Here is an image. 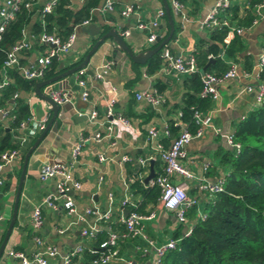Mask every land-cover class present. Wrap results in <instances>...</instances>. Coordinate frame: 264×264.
<instances>
[{
	"label": "crops",
	"instance_id": "obj_1",
	"mask_svg": "<svg viewBox=\"0 0 264 264\" xmlns=\"http://www.w3.org/2000/svg\"><path fill=\"white\" fill-rule=\"evenodd\" d=\"M130 1L117 0L112 11L104 12L98 8L102 2L99 0L96 9L92 12V19L75 29V38L69 50L56 58L59 71L54 76L81 63L98 38L111 29L115 30L134 54L153 48L158 42L155 40L151 44L146 43L148 30L133 27L137 19L148 25L156 19L157 25L153 31L159 41L168 35L172 27L171 36L160 51L167 48L171 54L185 58L190 54L199 55L200 49L207 50V45L211 42L209 31L202 26V22L218 0H179L183 17L172 11L170 0H164L169 9L171 26L165 13L156 17L158 10L164 11L162 0H135L138 14L121 16L119 9ZM234 1L238 4V12L242 16L246 0ZM43 2L44 0H37V5ZM79 3L78 0H72L73 7ZM31 16L34 19L36 13ZM255 16V22L236 35L241 49L230 58L221 55L225 65L233 63L235 66V77L220 83L217 86V98L210 99L208 105L200 109L210 117L213 126L219 127L223 132L233 130L240 118L253 108V94L245 91L244 88L257 81L256 61L264 47V16L256 14ZM125 29H128L129 33L123 36L121 32ZM30 34V30L25 29V37H29ZM45 49V46L34 45L22 51L18 54L20 64L32 63L39 54L44 53ZM149 58L143 64L133 63L123 51L115 50L112 39L106 37L89 56L83 69L64 75L52 83L55 89L65 92L69 99L58 104L61 108L58 109L50 129L29 152L16 202L15 218L0 253V264H20L18 259L7 254L8 250L20 251L26 256L37 251L39 248L34 242L35 237L42 239L56 251V256L49 259L47 264H61V257L77 245H82L85 249L96 248L95 241L102 234L106 239L110 232L123 230L118 216L126 214L124 210H128V207H120L119 201L122 198L137 204L141 214L154 212L155 216L152 220L143 222V229L146 237L155 244L172 239L174 235H177V238L182 236L189 222L186 220L184 224H179L171 211L160 206L154 192H149L143 199L140 193H135L132 186V183L137 181L142 188L149 187L148 181L143 183L144 177L149 172V162L151 161L154 174L162 166L155 150L157 141L165 147L169 145L171 138L190 116V107H186L183 98L184 94L192 92L187 80L188 75H175L165 70L162 63L158 68L149 71L146 64ZM206 58L204 66L213 63L211 54ZM208 60L210 62L207 64ZM103 61L109 62V68L102 79L97 80L93 74ZM42 80L45 79L39 78L36 82ZM78 80L84 82V89L87 92L86 101H82L80 97L78 101L76 99L81 90L77 84ZM157 83L163 85L160 92L163 97L162 103L150 105L135 98V94L150 90ZM47 88L42 86L40 91L43 92ZM32 93L34 94V91L25 97L28 112L34 120L45 116L48 121L52 114L49 105L36 95L37 98L27 101L28 95ZM112 96L115 98L112 106L113 117L118 115L125 117L130 127L127 128L116 122L112 124V131L107 137L104 136L107 134L105 126L108 121L105 104ZM92 109L96 112L92 122L88 118L83 119L81 117L83 114L78 115V112L85 113ZM185 109L188 114L186 121L181 119L182 110ZM4 120L0 117L3 125L6 123ZM171 122L177 128L174 133L169 132V136L165 137L162 128ZM150 127L157 130L156 139H149L147 132ZM31 130L27 127L21 130L15 128L12 131L14 136H24L25 141L19 144L15 160L9 166H5L1 173L3 185L0 187V244L11 218L24 155L42 131V129ZM95 133L100 135L97 140L91 138ZM79 136L89 139L82 144L76 158L72 159L70 150ZM225 150L227 148L221 138L214 135L210 128H205L199 137L193 138L185 147L186 154L180 162L196 176L201 175L208 180H214L227 171V166L219 164L220 154ZM123 156L128 160L121 162ZM138 158H148V160L141 166L137 163ZM57 161L65 165L70 178L80 184L78 189H72L69 194L74 212L68 213L60 205L56 209L41 206L42 223L40 228L35 230L31 227V211L43 197L54 194L58 179L55 177L40 181L37 176L38 170L45 163ZM203 164H207L204 172L201 169ZM109 193L112 195L110 218L100 224L101 228L95 240L83 237L80 234L81 229L94 223L93 213H86V209L92 210L96 207L98 211H104L108 206ZM188 194L195 195L200 205L208 199L206 194L197 193L193 187L189 188ZM144 248L145 243L139 238L119 239L115 249L121 259H112L108 264H151L153 252L149 248ZM80 261L81 253H78L71 258L69 264H80Z\"/></svg>",
	"mask_w": 264,
	"mask_h": 264
},
{
	"label": "built area",
	"instance_id": "obj_2",
	"mask_svg": "<svg viewBox=\"0 0 264 264\" xmlns=\"http://www.w3.org/2000/svg\"><path fill=\"white\" fill-rule=\"evenodd\" d=\"M58 0H44V2L37 6V0H0V33L3 31L5 25L9 20H11L16 12L20 8H24L26 11H30L34 8V11L38 14V18L40 20L41 30L38 34L33 35L30 34L29 37H25V32L23 36L7 48L5 52L4 59L2 61L1 69H0V87L7 84L9 81L6 76V70L15 69L20 73V75L25 79H39L43 76L44 70L50 64L53 58H58L59 56L64 55L70 48L74 38H75V29L78 26L87 24L91 19H85L81 22L72 26L71 32L64 40H60L53 33H47L43 30V20L42 17L45 14L51 13L53 8L55 7ZM80 3L86 2L88 0H78ZM117 0H102L99 5V9L107 12L112 11L115 7ZM229 4V0H218L211 10L208 12L206 17L202 22L203 27L212 28L217 25H226V20L219 21L217 19L218 13L225 8ZM170 8L174 13L180 14L182 17L183 12L181 11V3L179 0H170ZM94 8L93 10H95ZM92 10V12H93ZM254 12L257 16H264V0H261L258 4L254 6ZM119 14L123 17H127L131 14H138L136 11L135 0H131L129 3L123 5L119 9ZM164 15L163 10H158L156 13V17H160ZM255 22V19L252 23ZM157 25V20L153 19L149 25L144 24L137 19L134 28L137 29H147L148 32L146 34L145 41L148 44L153 43L156 40V35L153 31ZM243 28H237L234 25H230L228 27L227 35L225 37V41L228 40L234 34H240ZM129 30L125 29L121 32V35H128ZM34 45L45 46L46 49L44 53L39 54L32 63L27 65H22L19 63L18 54L22 51H26ZM161 63L165 70L172 72L173 74H185L188 75L195 70L196 63L195 57L193 54L188 55L183 58L181 56H175L170 53L167 48H163L160 53ZM264 47H262L260 54L258 55L256 61V70H257V81L254 84H250L245 86L244 90L247 92H252L253 94V108L260 105L262 102V97L264 93ZM109 68V62L103 61L96 69L93 77L97 80H101L103 74L107 72ZM235 77V66L233 63L228 64V68L226 71L219 76H215L212 73H203L201 72L200 82L201 88L198 92L199 98H208V99H216L218 96L217 86L225 80L233 79ZM77 84L81 87V91L79 93V97L82 101H86L87 92L84 89L83 80H78ZM49 97L56 104H61L67 102L68 98L66 93L62 90H52L48 92ZM17 97V94L14 93L12 95L13 99ZM31 98H37L35 94H30L27 97V101ZM135 98L137 100H143L144 102L150 105H158L163 102L162 95L155 89L152 88L147 91H143L135 94ZM115 101L114 96H112L107 103L105 104V114L108 117L107 124L105 129L107 134L104 136H109L112 131V124L119 122L123 126L129 128L130 125L128 120L123 116H114L113 117V103ZM0 110V117L5 119L8 116V109ZM83 113L78 112V115ZM96 117V112L94 109L90 110L87 118L92 122ZM243 117V116H242ZM242 117L240 119H242ZM47 119L45 116L38 120H34L33 116L29 113V116L20 121L17 129H43L45 126ZM194 125V129L190 130V124ZM205 128H210L212 133L216 136H219L222 142L225 144L226 148H228L233 155H236L240 146L233 139V130L229 131H221L219 127L213 126L211 123V119L208 115L201 112L196 107H190V116L188 121L180 126L178 132L174 137L171 138L169 145L166 147L161 144L160 141H157L155 145V150L157 151V155L159 160L162 163L161 171L155 173L153 177L148 181L149 187H156L158 189L157 201L160 206L168 211H171L175 217V220L179 224H184L186 222L185 213L187 210L193 206L197 205L198 200L195 195H189L188 190L190 187H193L197 193H204L208 198L212 193L219 192L222 190L223 183V175L218 176L214 180H208L205 176H196L189 169L183 166L180 162L182 158L185 157V147L188 143L193 139L199 137ZM31 130V131H32ZM162 133L165 137L169 136L168 126L164 125L162 128ZM148 137L149 139L157 138V130L153 127L148 129ZM91 138L99 139L100 135L95 133ZM88 137L79 136L78 141L72 146L70 150V156L72 159L76 158L79 153L80 147L82 144L87 141ZM12 140L18 144H21L25 141L24 136H14L12 135ZM17 150L3 151L0 153V187L3 185V178L1 173L5 166H9L17 156ZM128 159L123 156L121 157V162L127 161ZM148 158H138L137 163L141 166L145 165ZM207 164H203L201 169L202 171H206ZM38 179L40 181H45L49 178H58L55 185L54 194H48L39 202L38 205H35L31 211V227L35 230L40 228L42 223V215H41V206H45L51 209H56L57 206L64 208L68 213H73L74 208L72 205V201L69 197L70 191L72 189H78L80 187L79 182L70 178L69 173L61 162H53V163H45L40 166L38 170ZM179 178L178 180H175ZM191 185V186H190ZM107 202L108 206L104 209V211L100 212L96 207L91 209H86V213H93L94 215V223L91 225L81 229L80 234L88 238L90 240L96 239V234L99 231L100 224L105 223L110 218L112 213L111 202L112 195L107 194ZM120 207L126 206L128 210L126 214L119 215L118 221L122 224L123 230L120 232H110L105 241L101 242L98 245V248L88 247L86 248L90 252L99 251L98 255L90 261L89 264H108V262L112 259H121L117 255V251L115 249V244L119 239L123 238H139L145 243V248H149L153 252V260L151 264H161V257L163 254L169 249H173L177 243V239H168L165 242L155 244L153 240L146 237L144 233V221L152 220L155 216L153 211H149L145 214L139 213L137 209V204L132 203L127 198H122L119 201ZM200 205V204H199ZM203 212L198 209L197 217H203ZM190 226H186L182 236L187 235L189 233ZM60 232V231H59ZM35 244L39 248L37 251L33 252L31 255L26 256L20 251L8 250L7 254L13 258L18 259L20 264H47L49 259L54 258L56 256V251L54 247L43 242L42 239L35 237ZM112 249H108L111 248ZM85 249L82 245L75 246L72 250L68 251L61 257V264H69L71 258L76 254L82 253ZM142 264V263H137Z\"/></svg>",
	"mask_w": 264,
	"mask_h": 264
},
{
	"label": "trees",
	"instance_id": "obj_3",
	"mask_svg": "<svg viewBox=\"0 0 264 264\" xmlns=\"http://www.w3.org/2000/svg\"><path fill=\"white\" fill-rule=\"evenodd\" d=\"M98 1L88 0L73 7L72 0H58L52 12L42 17L43 30L64 40L73 25L92 19V10L97 7ZM260 1L246 0L244 14L241 16L238 4L229 0V4L217 15L219 21L226 20V25L205 27L209 31L211 43L207 45L206 51L200 49L199 55L194 56L197 70L187 76L192 92L183 95L187 108L196 107L200 110L208 105L210 99L196 96L201 88L200 69L204 68L203 73L215 76L226 71L228 65H225L221 55L230 58L241 49L236 34L228 42L225 41L228 27H248L256 17L254 6ZM33 13H36L34 8L30 11L20 8L0 33V69L7 48L23 36L25 29L28 28L33 35L40 32L39 16L36 13L32 19ZM159 53L160 50L147 60L149 71L160 66ZM208 54L212 55L213 63L204 66ZM57 66L58 62L53 58L41 79L57 74ZM6 76L9 81L0 87V110L10 108L4 120L6 123L3 125L0 122V153L17 150L19 144L12 140V131L29 116L25 97L33 91L37 80L25 79L15 69L6 70ZM154 88L160 93L163 85L157 83ZM14 93L17 97L9 104ZM181 115V119L186 121V109L182 110ZM168 127L171 133L177 128L173 122L168 123ZM189 128L193 130L194 125L191 123ZM233 139L240 146L239 152L233 155L227 148L219 157V164L227 166L223 174L222 190L212 193L203 204H195L187 210L185 219L189 222V233L180 238L174 235L172 239H177V243L163 254L161 264H264V93L261 104L252 108L235 124ZM132 186L143 199L149 192L158 195L156 187L142 188L137 181ZM198 209L203 212V217H197ZM136 210L139 212V207ZM103 241L104 234L96 239L95 247L98 248ZM98 253L84 249L80 264H89Z\"/></svg>",
	"mask_w": 264,
	"mask_h": 264
},
{
	"label": "water",
	"instance_id": "obj_4",
	"mask_svg": "<svg viewBox=\"0 0 264 264\" xmlns=\"http://www.w3.org/2000/svg\"><path fill=\"white\" fill-rule=\"evenodd\" d=\"M162 5H163V8H164V13L167 17V20H168V23L170 24L171 26V20L169 18V9L165 3L164 0H162ZM171 33H172V27H170L169 29V33L168 35L163 38L162 40L159 41V38L157 37L156 38V42H158L153 48H150V49H146V50H143L141 52H138V53H133L124 43L123 39L115 32V30H108L107 32H105V34H103L100 38H98V40L92 45V47L89 49V51L86 53L83 61L81 63H79L78 65L70 68L69 70L61 73V74H58L56 76H53L51 78H48V79H45V80H42V81H37L35 82V85H34V88H33V91H34V94L36 96H38L39 98H41L45 103H47L49 105V109L51 111V117L50 119L46 122L44 128L42 129L41 133L38 135L37 139L33 142V144L31 145L30 149L25 153L24 155V158H23V164H22V170H21V174L19 176V179H18V183H17V187H16V191H15V198H14V204H13V208H12V214H11V218L9 220V223H8V226L6 228V231H5V234H4V237H3V240L0 244V253L3 249V246H4V243L5 241L7 240V237L9 235V232L11 230V227H12V223H13V220L15 218V212H16V202H17V199H18V195H19V192H20V186H21V180H22V177H23V173H24V167H25V162L27 160V157L29 155V152L32 150V148L36 145V143L40 140V138L43 136V134H45L46 131H48L50 129V125L52 124L53 122V119L54 117L56 116V113L58 111L59 108H61L58 104H56L55 102H53L51 100V98L49 97L48 95V92L49 91H52V90H55V87L53 86V82L58 80L60 77L64 76V75H67V74H71L73 73L74 71L78 70V69H83V67L86 65L87 63V60L89 58V56L93 53V51L95 50V48L97 47V45L99 43H101L106 37H110L115 45V50H121L125 53L126 57L133 63H136V64H143L147 58L151 57L153 54H155L156 52H158L161 47L169 40L170 36H171ZM210 62V60H208L207 64ZM206 64V65H207ZM203 69H200V72H203ZM42 86H46L48 87L47 90L45 91H40V87ZM81 91V90H80ZM69 99V98H68ZM77 101L79 99V95L77 96ZM9 104L12 103V100H9L8 101ZM88 111H86L85 113H83V115H81V117L83 119L87 118V115H88ZM150 163V166H149V172L148 174L144 177L143 179V183L145 184L147 181H149L153 175H154V172L151 168V161L149 162ZM127 210H124V213H126Z\"/></svg>",
	"mask_w": 264,
	"mask_h": 264
}]
</instances>
